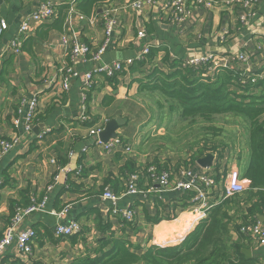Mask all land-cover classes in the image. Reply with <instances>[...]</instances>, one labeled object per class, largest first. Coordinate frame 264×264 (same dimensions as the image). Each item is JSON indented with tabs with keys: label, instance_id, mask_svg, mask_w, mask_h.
<instances>
[{
	"label": "crops",
	"instance_id": "0c3cea01",
	"mask_svg": "<svg viewBox=\"0 0 264 264\" xmlns=\"http://www.w3.org/2000/svg\"><path fill=\"white\" fill-rule=\"evenodd\" d=\"M70 2L0 0V17L7 23V29L0 35V139L16 140L13 150L0 156V238L4 229L11 226L13 217L7 221L11 205H23L26 199L31 202L46 197L44 209L27 216L16 229L17 234L29 229L35 232L30 256L25 258L18 253L14 237L0 253V264H72L75 259L94 253L109 234L128 237L140 251L152 245L173 246L190 232L188 225L185 228L189 213L178 208L184 202L189 203L191 194H178L170 189L159 193L128 194L126 179L129 175L139 172L135 183L138 190H145L153 185L158 187L145 173L150 165L158 171H168L170 180L174 181L182 178V168L192 173L204 169L198 160L209 154L213 155L209 167L213 177L216 176V163L221 167L219 173L236 169L240 176L248 159L247 142L240 148L227 150L224 158V146L216 148L217 155L206 152L200 156L198 151L203 144L191 154L186 152L177 159L172 152H166L164 147L170 145L165 146V142L174 140L170 135L172 132L166 131L168 118L157 115L155 98H150L141 89L140 81H146L141 70H129L134 63L115 79L93 74V90L88 94L86 111L90 122H79L82 81L80 77H71L64 66L66 53L73 45L85 44L89 50L96 51L103 39V15L107 10L117 20L113 38L100 62H91L88 57L71 63L70 67L80 76L102 63L133 59L140 55L145 42L154 48H162L156 55L158 64L163 62L165 53L170 60L182 63L193 57L212 55L213 63L220 64L228 55L236 54L244 47L252 48L258 41L252 33L264 35V0L257 5L256 17L249 26L240 25L238 10H231L229 5L218 2L207 8L192 0L191 15L179 28L161 20L164 0H155L152 6L140 10L133 8L129 1L114 0L98 9L91 18L80 14ZM45 3L54 6V19L36 26L23 37L19 54L8 52L20 22ZM62 6H69L62 30H51L44 35L45 39H41L39 34L45 33L46 25L54 23L58 8ZM139 33L144 34L143 39L137 38ZM253 59H259L256 70H262L264 60ZM168 66H162L163 70L166 71ZM65 78L69 80L67 89L62 86ZM32 100L36 102L37 120L27 130ZM118 118L123 119L124 124L115 133L131 142V154L120 150L106 152L89 132L94 125L105 127L107 122ZM154 122V135L148 136ZM155 136L153 141H164V144L151 152L141 150L144 139L146 143ZM66 169H70V173H65ZM105 188L117 196L114 204L103 198ZM64 207L67 212L59 219L55 213ZM128 208L135 211L134 221L131 227L122 230L118 223L122 220L121 212ZM172 212L177 215L173 220H160L157 224L151 221L155 216L163 217ZM258 215L247 222L256 221ZM70 222L78 223L80 231L67 237L57 236L56 226H67ZM241 223L237 222L238 227ZM238 234L233 233V240ZM242 238L243 249L250 250L249 258L244 255L245 258L254 264H264V246L244 235Z\"/></svg>",
	"mask_w": 264,
	"mask_h": 264
},
{
	"label": "trees",
	"instance_id": "16d2710c",
	"mask_svg": "<svg viewBox=\"0 0 264 264\" xmlns=\"http://www.w3.org/2000/svg\"><path fill=\"white\" fill-rule=\"evenodd\" d=\"M111 1L114 0H76L73 6L83 16L91 18L98 9ZM68 10L69 6L58 8L54 23L46 25L45 33L39 34L41 39H45L44 35L51 30H62ZM159 51L162 48L152 47L145 58L141 62H134L129 70L140 69L145 76L146 81H140L141 89L150 98H155L157 115L160 118L167 116L166 131L173 132L179 126L176 134L188 130L184 137H193L198 130L194 126L198 121L210 123L214 117L226 114L243 118L247 123L248 159L241 169L240 177L248 180V190L242 195L223 199L213 205L208 216L178 245H152L140 251L128 237L109 234L101 241L100 247L95 248L94 253L92 251L90 255L77 258L72 264H254L242 253L244 238L240 236L239 227L250 223L247 220L252 221L251 217L256 214L260 215L264 203V72L261 78L252 82L249 76L247 80L245 77L241 78L239 69L219 68L210 73V64L198 68L183 66L180 61L170 60L168 53H165L163 62L158 64L156 55ZM168 64L164 71L162 66ZM253 73L260 74V71L253 70ZM242 79L245 80L244 83L241 82ZM36 120L37 115L31 123ZM204 130L205 135L210 138H216L220 133L212 126H206ZM198 144L199 142H194L192 147ZM203 145L198 151L200 156L206 152L216 154L218 146H211L207 141ZM220 168V164L216 163V176L213 177L215 182H222L225 177V170L219 173ZM30 203L26 199L23 205L16 206L25 208ZM16 206L11 205L7 221L14 216ZM188 206L189 203L184 202L178 209L183 211ZM258 216L255 218L258 219ZM176 217L172 212L163 217L155 216L151 221L157 224L160 220L169 221ZM237 222H242L239 227ZM132 224L133 222L121 220L118 228L124 230ZM234 232L240 234L236 240L232 238Z\"/></svg>",
	"mask_w": 264,
	"mask_h": 264
},
{
	"label": "built area",
	"instance_id": "2783aa9c",
	"mask_svg": "<svg viewBox=\"0 0 264 264\" xmlns=\"http://www.w3.org/2000/svg\"><path fill=\"white\" fill-rule=\"evenodd\" d=\"M155 0H134L130 5L140 10L144 6H152ZM261 0H195L197 5H204L207 8L213 7L216 3L220 2L229 5L231 10H238L237 21L241 26H249L252 20L256 17V7ZM76 0H71L70 4L73 6ZM192 0H164L161 8V20L172 26L179 28L183 26L187 19L191 15ZM56 15L55 8L50 3H45L39 5L35 10H33L26 18H24L19 25L16 35L13 37L8 52L17 55L21 52L23 37H26L30 32L40 24H47L51 22ZM117 20L111 15V11L107 10L103 15V39L101 44L97 47L96 51L89 50L88 45L76 44L73 45L70 50L66 53V63L64 69L70 74L71 77H80L82 83L79 89L80 92V103H81V113L78 116V121L85 124L90 122L89 116L86 114L88 106V94L93 90V74L96 73L105 77L106 79H114L120 75L123 71H126L134 62H141L145 56L149 53V50L153 47L150 43L145 42L142 46L140 55H136L133 59L125 60L122 62L112 61L109 63H102L90 72H86L84 75L80 76L78 71L70 67L71 63L77 61L85 60L89 57V61L98 63L104 56L107 46L111 39L113 38V32ZM7 29L6 21L0 17V35ZM258 38V41L253 44L250 49L243 48L239 50L236 54L228 55V58L220 63H213L212 55H205L200 57H193L187 62L183 63V66H189L193 68H198L203 65L210 64L209 72H216L219 68L241 70L240 77L251 78L252 82L263 76L264 68L260 70V74H254L251 66V59L255 57H261L264 55V35L259 33H252ZM140 39L144 38V34L139 33L138 37ZM157 48V46H156ZM253 50L254 53L250 51ZM264 60V56L261 57ZM242 79V83L245 82ZM69 85L68 78L63 81V88L67 89ZM29 113L27 115V125L26 129H30L32 119L37 114L36 112V102L34 100L29 102ZM104 126L94 125L89 128L91 135L96 138V144L102 146L103 149L110 153L116 150H120L124 154L132 153V144L130 141L122 139L120 136L109 139L106 143H103L99 139V134L103 131ZM16 144V140H4L0 139V156L8 154L13 150ZM54 163V162H53ZM65 173H70V169L64 170ZM78 173V172H77ZM147 177L154 181L155 186H150L145 190H138L136 185V180L138 179L139 172H133L126 179V192L128 194H146L149 192H163L164 190L170 189L178 194H191L189 206L183 210V212H188L190 216V221L188 222L187 231H192L194 227L203 219L208 216V211L213 205L217 204L223 199L233 198L244 194L248 189V184L246 180H243L236 169L228 170L224 177V180L219 185L215 182L209 168L202 169L196 173H192L189 170L182 168L180 170L181 179L171 181L170 174L168 171H158L155 166H148L145 170ZM50 187H48V190ZM217 193V195L215 194ZM104 199L110 200L113 204L117 201V196L114 195L110 189L105 188L102 194ZM46 204V197H42L40 200L33 199L25 208L17 207L15 209L14 216L11 220V226L6 227L3 231L2 237L0 238V253L6 248L10 242L16 237V247L18 253L22 257L30 256L32 252V244L36 237L33 230L29 229L27 231L17 234V227L19 224L30 214L42 211ZM261 213L259 218L245 225H240L239 233L243 236L249 238V240L256 242L260 246H264V203L260 209ZM67 212V207L62 208L55 215L61 219L65 216ZM122 220L127 223H132L135 217V211L128 208L121 212ZM80 231V226L76 222H70L69 225L58 224L55 228V233L57 236H71ZM189 232V233H190ZM188 233V234H189ZM187 234V235H188ZM187 235H184L181 240L175 244H180ZM166 247V244L163 245Z\"/></svg>",
	"mask_w": 264,
	"mask_h": 264
},
{
	"label": "rangeland",
	"instance_id": "374dc122",
	"mask_svg": "<svg viewBox=\"0 0 264 264\" xmlns=\"http://www.w3.org/2000/svg\"><path fill=\"white\" fill-rule=\"evenodd\" d=\"M250 52L255 54V52H253V50H251ZM263 56L264 55H262L261 57H263ZM261 57H260V59H261ZM253 58H255V56ZM253 58L251 60V66H252L253 70H256L259 66V59L254 60ZM255 63H256V65H255ZM154 125H155V122L153 123V126L151 125L152 128L147 133L148 136L154 135V130H155ZM194 126L197 127L198 130L196 131V133L193 137H191V136L184 137V134L187 133L188 130H185V131H182V132H179L178 134H176L175 131L179 128V126H177L174 129V131L170 134L173 137L174 141L173 142H169V141L165 142V146L170 145V147H168V148L164 147L166 152H172L173 155L176 156V159H177L178 156H181V155L185 154L186 152L191 154V152L195 148L197 149V146L192 147V145H194V142H196V143L199 142V144H203L205 141H207L208 144H210L211 146L212 145L218 146V148H221L224 146V152L222 154L223 158H224V154L227 150L232 151V149L240 148L241 145H244V143L246 142L247 123L243 118H241L239 116H235L232 114L218 115V116L214 117L213 121L210 123H204L202 121H198L197 124ZM206 126H212V127L217 128L220 131L218 137L210 138L209 136H206L205 135L206 132L204 130V128ZM146 131H147V129L145 130V132ZM156 138H157V136H155L153 138H149V141L146 143H144L146 140V139H144L143 144L141 146V150H143L144 152H151V151L157 149L158 146H161L164 144V141H153ZM220 186H221V184H219V188H220ZM186 220L187 221H186L185 228L187 227L188 222L191 220L190 216L186 217ZM171 241H173V240H171Z\"/></svg>",
	"mask_w": 264,
	"mask_h": 264
},
{
	"label": "water",
	"instance_id": "95a60500",
	"mask_svg": "<svg viewBox=\"0 0 264 264\" xmlns=\"http://www.w3.org/2000/svg\"><path fill=\"white\" fill-rule=\"evenodd\" d=\"M100 13V12H99ZM124 124L123 119H115L107 122V124L104 127V130L99 134V139L103 142L106 143L109 139L115 138L117 135L115 131ZM213 161V155L209 154L204 158H201L198 160V164L206 169L211 167ZM242 253L249 258L250 256V250L249 249H243Z\"/></svg>",
	"mask_w": 264,
	"mask_h": 264
},
{
	"label": "clouds",
	"instance_id": "9594fccd",
	"mask_svg": "<svg viewBox=\"0 0 264 264\" xmlns=\"http://www.w3.org/2000/svg\"><path fill=\"white\" fill-rule=\"evenodd\" d=\"M174 246V245H173Z\"/></svg>",
	"mask_w": 264,
	"mask_h": 264
}]
</instances>
